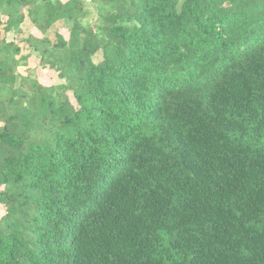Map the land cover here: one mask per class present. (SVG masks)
I'll list each match as a JSON object with an SVG mask.
<instances>
[{
    "label": "trees",
    "instance_id": "trees-1",
    "mask_svg": "<svg viewBox=\"0 0 264 264\" xmlns=\"http://www.w3.org/2000/svg\"><path fill=\"white\" fill-rule=\"evenodd\" d=\"M0 26V264H264V0H0Z\"/></svg>",
    "mask_w": 264,
    "mask_h": 264
},
{
    "label": "rangeland",
    "instance_id": "rangeland-1",
    "mask_svg": "<svg viewBox=\"0 0 264 264\" xmlns=\"http://www.w3.org/2000/svg\"><path fill=\"white\" fill-rule=\"evenodd\" d=\"M1 28V26H0ZM59 32H61L65 37H67V29L63 27L62 25H58ZM22 30L24 33H33L35 35L40 36L39 31L31 25L30 21L26 19L22 24ZM8 39H13L14 35L13 33H7L6 34ZM101 59V53L98 52L94 55V60L98 61ZM27 68L35 69V73L38 76V79L41 83L45 85H50L51 83L57 82V74L55 71L48 69V68H41L38 65V60L34 57H32L27 66H20L18 68L19 72L22 74H26ZM4 214V207L0 205V217Z\"/></svg>",
    "mask_w": 264,
    "mask_h": 264
}]
</instances>
